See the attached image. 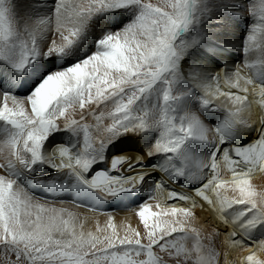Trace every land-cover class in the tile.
Segmentation results:
<instances>
[{"label": "snow or ice", "instance_id": "snow-or-ice-1", "mask_svg": "<svg viewBox=\"0 0 264 264\" xmlns=\"http://www.w3.org/2000/svg\"><path fill=\"white\" fill-rule=\"evenodd\" d=\"M196 2L56 0L51 29L55 35L41 52L37 38L49 30L48 21L22 25L11 0H0V58L17 60L18 69L38 56L47 59L63 53L100 12L132 6L140 9L132 23L99 40L98 51L81 63L54 72L48 70L47 65L37 66L34 71L47 72V75L29 96L19 99L5 94L0 100V121L10 126L0 144V264H220V254L212 247L220 233L214 230L205 246L201 243L200 230L192 226L197 221L195 209L204 208L205 204L209 210L217 211L221 221L230 228L224 243L247 251L248 255L239 264H264L261 258L264 238L252 242L255 248L245 243L250 239V229L264 223V193H256L248 180L254 171L264 172V117L254 118V105L258 103L264 108V73H259L255 79L244 78L237 66L230 74L222 70L211 81L196 80L205 106L213 105V99L221 96L231 103L232 107L225 109L229 115L223 125L225 129L233 125L256 126L259 133L254 143L243 148H226L219 155L233 174L231 184L233 191L239 192L238 198L229 199L219 191L228 182L219 178L216 152L196 159L189 150L192 141H202L216 142L219 151V145L225 142L221 129H210L193 112L177 118L172 107L176 99L172 85L181 78L179 62L183 59L184 47H178L176 41L181 32L189 29ZM247 14L257 20L243 42L245 62L253 56L264 60V0H259L258 4L250 2ZM160 82L164 87L148 105V95ZM221 82L228 91L221 90ZM250 85L254 91L259 90V101L249 99ZM233 88L244 94H234ZM142 99L144 106L135 108ZM62 130L73 134L83 132V145L78 153L64 145L51 152L44 151L48 137ZM146 131H155L158 136L144 156L123 154L113 157L110 164L111 171H120L125 165L131 170L143 164L145 158L166 157L160 168L151 169L164 174L150 198L156 201L159 211H152L149 201L136 211L143 223V232L122 226L121 235L111 216L106 228L97 227L95 233L85 232L78 216L64 208L50 206L55 204L53 202L37 199L12 178L20 168L30 170L37 163H45L57 171L67 170L77 180L106 196L131 191L150 175L148 169H140L126 178L99 171L90 181L83 180L82 174L98 160L102 162L108 145L120 136ZM176 161L182 167L177 168ZM205 169H209L210 174ZM170 173L176 177L187 174L190 181L205 182L192 194L171 191L164 187ZM162 193H166L164 199H178L185 202V206L166 204L159 195ZM236 205L242 206L244 211L233 218L226 217L228 209ZM249 212L251 218L243 220ZM149 218H156L151 225ZM174 233L183 235L177 238ZM189 235L195 240L191 246L184 243ZM224 264H234L227 259V253Z\"/></svg>", "mask_w": 264, "mask_h": 264}, {"label": "bare ground", "instance_id": "bare-ground-1", "mask_svg": "<svg viewBox=\"0 0 264 264\" xmlns=\"http://www.w3.org/2000/svg\"><path fill=\"white\" fill-rule=\"evenodd\" d=\"M21 9L20 7L19 9H17L19 10L18 13L20 14H22L23 12L21 11ZM41 12L39 13V15L37 14L39 16L36 17L38 19L37 21L46 19L48 21L49 30L42 34V37L40 39L38 37L37 42L43 41L46 38L47 33L52 31L51 29L53 28L54 19L49 20L43 14L44 11L43 13ZM28 16L29 15H27V17ZM190 28L191 26H189V29ZM189 29L186 32H181L177 38V41H184V47L182 49L183 59L179 62V70L184 71L185 74L182 72L181 75L180 72L181 77H183L182 80L184 81L182 83L183 85L177 87L172 86V94L174 97H176V99L172 102L174 114L177 116V118L184 115V113L186 112H193L198 114L203 123L210 129H221V135H223L225 140L223 144L219 145V151H217L216 142L202 141H192L189 144V150L192 152L194 158L203 159L208 156H211L214 152H216V154L219 156L226 148H243L254 143L259 138V133L256 129V126L247 128L240 125H233L231 129H225L223 127L224 122L229 119L228 112L225 109L232 107L231 103L227 100L226 97L221 96L219 98H214L212 101L213 105L208 106L209 108H216L219 113L218 120L207 122L201 118V114L204 115V110L206 109H204L205 105L202 103V92L200 90V87L196 83V80L197 78H199L211 81L215 77V75L217 73H220L222 70L225 73L230 74L235 70L237 66H239V68L241 69V76L244 78L255 79L259 73H264V70L260 69L259 71H257V66H247L255 64V60L253 58H248L247 63L245 61L243 63L237 62V58H234V55H236L239 50L235 49L236 47L231 48V46H229L235 44H228L221 37H219L220 35H222L221 32H218V36H216L212 32L210 26H208L207 24L203 26V29L210 32L198 33ZM104 32L107 33V27L106 19L104 18V16H102L99 22H93L91 25L88 24V26L81 32V34L78 38L75 39V41L77 39L80 40L79 38L84 37L86 35L88 36V34H91L92 36L90 35V37L94 38L95 36L101 35ZM186 75L189 77V80L187 79ZM0 79L2 84H5L6 86L9 79L7 77L4 78V75L1 72ZM3 85H1L0 87H4ZM184 85H188L190 88H185ZM221 90L228 91L229 89L224 86L221 82ZM231 91L234 94H244L239 93L238 90L235 88L231 89ZM247 95L250 100L259 101L260 99L259 90L257 89L254 91L253 86L251 85L249 86V92L247 93ZM141 101H144V99H142ZM204 117L205 116H203V118ZM261 117H264V108H261L260 105L257 103L254 105V118ZM129 143L133 144L132 142H126V144ZM81 145L83 144L81 143ZM119 146L120 145L116 146L114 152H112V154L108 156L109 158L112 156H121L118 150ZM133 147H135V144L133 145ZM135 152H139V150L136 149ZM233 158H235L234 154ZM148 159L149 158H145L143 164H137L131 170L126 168L122 171H111V161H102V163L99 162L98 164L93 165L87 173L82 174L83 180L90 181L92 177L99 171L107 172L112 176H123L125 178L130 175L137 174L140 169H148L150 171V175H147L145 179L131 191H121L115 196H106L99 190L93 189L87 184L82 183L80 180H77L76 177L67 172V170L57 171L54 167H51L48 164L44 163V166L42 167L41 171H44L45 169L46 170L41 173H45L44 175L51 177V181H53V183L51 184L52 186L49 189V194L51 195L50 197L59 196V198L62 199L61 196H66L69 198L68 201L61 200L53 202L55 204L50 206L64 208L67 211L78 216L81 222L84 224L85 232L90 230L95 233L97 227L106 228L109 216L112 217V222L116 226L117 230L121 232V235L123 234L122 226L124 228H133L143 232V223L139 220V217L136 215V211H138L139 207L137 202L142 196H146L150 199L151 196L154 195V187L158 182H160L164 178V174H162L159 170L151 171V169L153 166L160 168L164 164L166 157H158L154 160ZM56 162L59 163V160L57 159ZM217 162L219 166V178L223 181L228 182L225 187L219 189V191H221V193L227 196L229 199L238 198L239 192L233 191L234 185L231 184L233 174L229 171V165L223 161L222 156L218 157ZM177 163L178 161L175 162V166L179 168L177 166ZM19 171L22 170H17L16 172ZM36 171L38 170L35 169L32 171V173H35ZM205 172L210 174L209 169H205ZM15 179L19 182V184L24 182H31V179L27 178L23 174H17L15 176ZM39 179L40 177L36 178L37 181H39ZM248 180L250 186L256 193H264V172L256 170L250 177H248ZM203 182L205 181H190L187 177V174L181 177H176L174 174L170 173L168 174L167 183L164 184V187L171 191L192 194V191L194 189H198ZM24 184L28 185L27 183ZM26 190L28 192H31L29 188ZM159 195L162 199L166 197V193H162ZM197 200L200 203H203V201H201L198 197ZM164 202L168 205H175L177 207L185 206V202L180 201L178 199H164ZM77 204L80 206H77ZM89 208H96L102 211L90 210ZM240 211L241 206L239 207L238 205H236L233 209H228V211L226 212V217L233 218L238 215ZM195 216L197 217V221L192 226L200 230L202 244L208 246L207 237L213 235L214 230L220 233L218 237H215L212 247H216V240L218 242L220 241V238L221 243L219 242V247L220 256L222 257V264H224L225 253H227V259L230 262H234V264H239V261L243 259V257H245L246 255H248L247 251H242L232 247H230L229 250L227 249V247L229 246L224 243V240L226 233L230 230V228L221 221V219L219 218V213L217 211L209 210L208 205L205 204L204 208L195 209ZM246 216L243 218V220L245 221ZM152 220V218H149L150 225L154 223L152 222ZM108 231L110 232L111 229H108ZM249 235L250 239L248 241H245V243L255 248L256 245L252 242L264 238V223H262L261 225H257L254 229H250ZM237 238L239 239V237ZM187 242L192 245L195 243V240L191 235H189ZM261 258H264V254H261Z\"/></svg>", "mask_w": 264, "mask_h": 264}, {"label": "rangeland", "instance_id": "rangeland-1", "mask_svg": "<svg viewBox=\"0 0 264 264\" xmlns=\"http://www.w3.org/2000/svg\"><path fill=\"white\" fill-rule=\"evenodd\" d=\"M150 2H152L153 4H157L159 3V0H150ZM250 2H252L253 4H258L259 0H197L195 11L193 13L192 23L190 25L191 28L189 30L198 33L210 32L203 29V26L207 24L208 26H210L212 32L216 36H218V32L219 33L221 32L222 35H220L219 37H221L228 44H235V45H229L231 46V48L236 47L235 49L239 50V52L236 53V55L233 54L234 58H237V62L243 63L245 61V58L242 53L243 42L245 36L249 32L250 26L253 23H255L257 20V18L247 14V6L250 4ZM11 3L14 8L15 15L18 21L22 25L30 24L33 22L35 23L38 20L36 17H39L38 15L41 11H42L41 13H43L44 11L43 14L49 20L54 19L56 0H11ZM19 7L20 9L22 8L21 9V11H23L22 14L18 13L19 10L17 9H19ZM139 12L140 9L135 6L100 12L96 14V16L91 20L89 24L91 25L93 22H99L101 17L104 16V18L106 19L107 33L104 32L101 35L95 36L94 38L93 37L91 38L90 37L91 34H88V36L86 35L84 37L79 38L80 40L77 39L69 48L65 49L63 53L58 55L54 54L48 57L47 59L43 55L38 56L35 58L34 61L28 63L23 69L17 68V64H18L17 60L0 58V72L4 75V78L7 77L9 79L6 86L5 84L4 85L2 84L0 79V86L1 85L4 86V87H0V100L3 99L5 94L19 99L26 98L31 94V92L37 86V84L40 82L43 76L47 75V72L41 74L34 71V69L37 66L47 65L48 70L54 72V71L64 70L68 67L73 66L74 64L81 63L83 60L87 59L89 56L93 55L95 52L98 51L97 44L99 40L104 38L106 34L108 35L114 34L117 31L123 30L125 26H127L128 24L132 23L135 20V18L139 15ZM26 14L29 16L27 17ZM54 35H55L54 32L50 31L47 33V36L43 41L37 42L41 52L47 49L51 40L54 38ZM258 40H259V35H258ZM183 43L184 41H176L178 47L183 45ZM17 52H18V45H17ZM251 58L255 60L254 66H257V71H259L260 69L264 70V60H261L259 56H253ZM179 71L181 72V75L182 72L184 73V71L182 70ZM186 77L189 80V77L187 75ZM182 78L183 77L178 79L175 83H173L172 86L177 87L183 85L182 83L184 81L182 80ZM163 87H164L163 82H160L158 85L154 87L153 91L147 97L148 105H151L153 103V101L157 98L160 89ZM185 88L189 89L190 87L187 85L185 86ZM144 104H145V100L144 101L140 100L137 101V104L134 107L139 109L140 107L144 106ZM204 109H206L207 112L206 110H204L205 114L204 115L201 114L202 119H204L207 122L218 120L219 113L215 107L209 108L208 106H205ZM203 116L205 117L203 118ZM8 127L10 128V126L5 125L3 121H0V144L3 143V140L6 137L5 130ZM90 135H91V130H90ZM157 136L158 134L155 131H146L139 135H133V134L122 135L117 140H115L114 143L108 145V147L103 153V157H104L103 162H108L112 160L114 156L110 158L108 156L112 154V152H114V149H116L117 145H120L118 147V150H119V154L121 155H123L122 153L125 152L124 154L130 157H134L136 154L144 156L146 149L150 148L153 145V143L157 139ZM126 142H132L133 144L130 143L126 144ZM81 143L83 144V132H81L80 134H73L70 131H63V130L55 131L48 137V140L44 145V151L51 152L57 146L64 145L71 148L74 153H78L82 146ZM134 144L135 147H133ZM136 149L139 150V152H135ZM158 157L163 158L165 156L155 155L149 158L148 160H154L157 159ZM99 162L100 161L98 160L94 165L98 164ZM43 166L44 163H37L30 170L20 168L18 170H22V171L19 172L15 171L12 174V178L16 181L15 176L17 174H23L27 178L31 179V182H24L27 183L28 185L24 183L19 184L18 181H16V183H18L20 186L24 187L25 189L29 188L31 191L29 193L38 199L48 200L49 202H57L61 200L68 201L69 198L66 196H61L62 199L59 198V196L50 197L51 195L49 194L50 193L49 189L51 188L52 186L51 184L53 183V181H51V177L44 175L45 173H41L46 170L45 169L44 171H41ZM177 166L179 168L182 167V165L179 164V161L177 163ZM126 168H128L127 165L122 166L121 171ZM35 169H37L38 171L32 173V171ZM38 177H40L39 181L36 180V178ZM147 201L152 203L153 205V208L151 209L152 211H159V209L155 207L156 201L150 200L146 196H142L137 202V204L140 206L141 204H144ZM241 211H244V208L242 206H241ZM251 216L252 213L249 212L246 216V220L251 218ZM152 219H153L152 222H155L156 218H152ZM161 219H168V218L161 217ZM261 224L262 223L258 225ZM181 235L183 234L181 233L173 234V236L177 238H179V236ZM219 240L220 241L218 242L216 240L217 245L214 249L220 254L219 242L221 243V239L219 238ZM184 243H186L188 246H191L187 241H185ZM229 248L230 247H227L228 250ZM0 255H2V253H0ZM221 258L222 257L219 255L220 264H222Z\"/></svg>", "mask_w": 264, "mask_h": 264}]
</instances>
